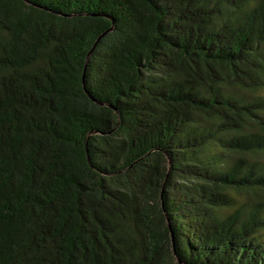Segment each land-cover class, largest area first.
<instances>
[{"label": "trees", "instance_id": "obj_1", "mask_svg": "<svg viewBox=\"0 0 264 264\" xmlns=\"http://www.w3.org/2000/svg\"><path fill=\"white\" fill-rule=\"evenodd\" d=\"M0 264H264V0H0Z\"/></svg>", "mask_w": 264, "mask_h": 264}]
</instances>
